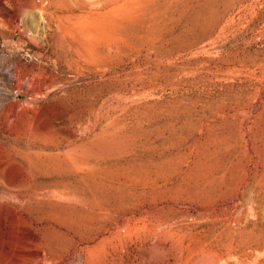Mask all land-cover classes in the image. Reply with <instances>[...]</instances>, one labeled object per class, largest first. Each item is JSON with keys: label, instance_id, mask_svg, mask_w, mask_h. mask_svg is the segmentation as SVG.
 Segmentation results:
<instances>
[{"label": "rangeland", "instance_id": "obj_1", "mask_svg": "<svg viewBox=\"0 0 264 264\" xmlns=\"http://www.w3.org/2000/svg\"><path fill=\"white\" fill-rule=\"evenodd\" d=\"M0 264H264V0H0Z\"/></svg>", "mask_w": 264, "mask_h": 264}]
</instances>
